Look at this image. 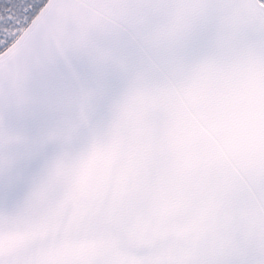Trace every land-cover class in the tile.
Returning <instances> with one entry per match:
<instances>
[{
	"label": "snow or ice",
	"instance_id": "6c2138e0",
	"mask_svg": "<svg viewBox=\"0 0 264 264\" xmlns=\"http://www.w3.org/2000/svg\"><path fill=\"white\" fill-rule=\"evenodd\" d=\"M0 264H264V0H0Z\"/></svg>",
	"mask_w": 264,
	"mask_h": 264
}]
</instances>
